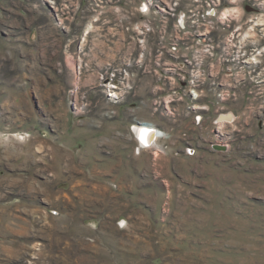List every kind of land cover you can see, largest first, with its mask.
Listing matches in <instances>:
<instances>
[{
  "label": "rangeland",
  "instance_id": "obj_1",
  "mask_svg": "<svg viewBox=\"0 0 264 264\" xmlns=\"http://www.w3.org/2000/svg\"><path fill=\"white\" fill-rule=\"evenodd\" d=\"M0 264H264V0H0Z\"/></svg>",
  "mask_w": 264,
  "mask_h": 264
},
{
  "label": "bare ground",
  "instance_id": "obj_2",
  "mask_svg": "<svg viewBox=\"0 0 264 264\" xmlns=\"http://www.w3.org/2000/svg\"><path fill=\"white\" fill-rule=\"evenodd\" d=\"M135 136L138 139V143L140 145V148H155L157 144H155V132L153 131V128H136Z\"/></svg>",
  "mask_w": 264,
  "mask_h": 264
}]
</instances>
